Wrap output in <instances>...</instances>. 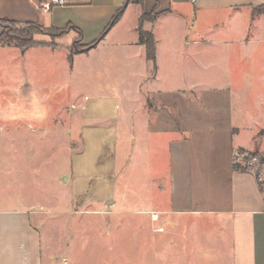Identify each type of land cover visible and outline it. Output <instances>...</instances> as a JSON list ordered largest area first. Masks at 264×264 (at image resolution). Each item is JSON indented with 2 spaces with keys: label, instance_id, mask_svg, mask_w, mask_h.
<instances>
[{
  "label": "rangeland",
  "instance_id": "rangeland-1",
  "mask_svg": "<svg viewBox=\"0 0 264 264\" xmlns=\"http://www.w3.org/2000/svg\"><path fill=\"white\" fill-rule=\"evenodd\" d=\"M192 12L189 8L188 16L195 19L189 36L196 28L204 31L203 50L196 56L201 70L194 76L202 78L205 89L198 90L196 99L206 101L202 109L211 130L215 123L228 122L231 112L238 126L257 127L256 139L233 150L230 160L237 170L253 173L264 193V16L247 37L243 29L250 15L231 16L224 8L196 17ZM52 32L36 33L33 39L59 42ZM166 36L154 85L176 96L185 82L178 73L196 66L181 58L182 25L172 21ZM60 40L70 52L83 45L69 35ZM23 51L0 44V209L35 210L43 264H136L135 244H148L155 232L139 229L134 212L158 200L164 204L167 195L155 196L157 182L164 185L167 178L166 154L146 152L135 125L145 114V96L154 101L158 94H147L149 84L138 87L129 72L89 71L93 56L76 57L73 69L48 72L53 59ZM42 66L46 69L40 71ZM215 138L196 131L193 147L197 154L199 143L206 142L207 192L225 194L230 185L216 182L211 168L226 163L223 154L210 148Z\"/></svg>",
  "mask_w": 264,
  "mask_h": 264
},
{
  "label": "crops",
  "instance_id": "crops-1",
  "mask_svg": "<svg viewBox=\"0 0 264 264\" xmlns=\"http://www.w3.org/2000/svg\"><path fill=\"white\" fill-rule=\"evenodd\" d=\"M64 1L63 5H54L50 0H0V20L18 24L32 22L55 28L72 26L80 31L81 43L89 44L100 37L112 17L121 11L116 22L87 51L70 53L68 45L60 42L67 35L71 36V40L78 37L76 30L71 28L57 38L60 43L52 46L45 39H34L40 43L27 47L23 54L53 59L47 67L48 72L73 69L76 57L93 56L94 59L86 65L89 71L100 74L129 72L133 74L138 87L149 84L146 87L147 94H158L154 101L150 99L151 102L145 96L141 102L145 114L135 125L140 128L137 136L143 139L146 152L155 155L161 151L166 154L167 178L164 185L161 181L157 182L155 196L159 198L161 193L167 195L164 204L158 200L134 212L139 229L148 231L151 228L155 232L148 244H135L138 256L136 264H264V193L253 173L235 169L230 160L233 150L240 146L246 147L256 139L254 131L257 127L247 129L233 123L234 112L229 114L228 122L215 123L213 130L208 127L209 118H206L202 109L206 101L196 99L198 90L205 89L204 83L198 74L194 76L201 70L196 56L203 50L204 31L196 28L189 36L195 19L188 16L189 8L194 10L190 13L193 17L204 10L221 8L228 10L231 16L250 15L249 27L243 29L248 37L264 16L262 13L252 18V8L264 4V1ZM130 5L132 8H129ZM154 8L155 18L152 21L145 20L141 25L154 36L155 63L160 49L166 47L164 40L173 21L182 25L184 52L181 58L192 61L196 66L195 70L186 68L178 73L185 82L176 88L179 91L176 96H173V90L156 89L154 84L159 77L157 63L154 75H146L151 65L145 59L144 48L139 43L138 25L140 16L150 13ZM128 9H132L130 14ZM158 31L163 32L162 36H159ZM179 51L181 49L176 50V53ZM44 69V66L39 68L40 71ZM187 80L189 87L183 89ZM209 89L217 90L218 87L210 85ZM208 104H213V100ZM194 105L198 106L197 110L190 111ZM245 129L248 130L247 135H243ZM196 131L216 137L214 146L210 148L225 156L226 163L211 167L216 174V182L230 185L225 194H209L205 188L208 183L203 179L208 166L204 152L206 142L199 143L200 151L196 154L192 141ZM224 143L225 148H219ZM235 187L242 189L236 191ZM34 212L30 207L0 209V264H43L38 220ZM152 214H156V217ZM63 264H68L67 260Z\"/></svg>",
  "mask_w": 264,
  "mask_h": 264
},
{
  "label": "trees",
  "instance_id": "trees-1",
  "mask_svg": "<svg viewBox=\"0 0 264 264\" xmlns=\"http://www.w3.org/2000/svg\"><path fill=\"white\" fill-rule=\"evenodd\" d=\"M140 0H125L126 3L130 2H136ZM264 13V4H260L257 6H254L252 8L251 12V17L254 18L257 15H260ZM121 14V11H118L111 19L110 23L106 27L103 33L107 29H109L119 18ZM156 16L155 13V8L148 14H142L139 19V25H138V36H139V43L143 46L144 48V54H145V59L150 62L151 64V72H150V77H152L155 73L156 70V63H155V53H156V46H155V39L151 31L149 30H144L142 28L141 23L145 20L152 21ZM11 25V26H10ZM0 44L1 45H8V46H17L22 49H26L27 47L39 44L40 42L36 41L33 39V35L36 33H42L45 30H53L52 34L54 37H58L63 35L68 29H75L78 37L77 40L81 42V33L78 29L72 27V26H66V27H60V28H55V27H44L41 25H38L37 23H24V24H18L15 22L11 21H6V20H0ZM45 29V30H44ZM103 33L100 35L99 38L94 40L93 42L89 44H83L80 49H74L73 51L77 50L80 52L87 51L88 49L94 47L98 40L102 37ZM50 45L54 46L56 45L55 43H49ZM76 51V52H77ZM70 53H75V52H70ZM264 157L261 158L263 160ZM240 171H245V170H240Z\"/></svg>",
  "mask_w": 264,
  "mask_h": 264
},
{
  "label": "built area",
  "instance_id": "built-area-1",
  "mask_svg": "<svg viewBox=\"0 0 264 264\" xmlns=\"http://www.w3.org/2000/svg\"><path fill=\"white\" fill-rule=\"evenodd\" d=\"M50 3L54 4V5H63L65 3V1L64 0H50ZM152 216L155 218L156 214H152Z\"/></svg>",
  "mask_w": 264,
  "mask_h": 264
}]
</instances>
